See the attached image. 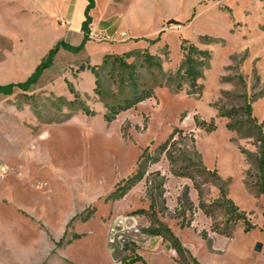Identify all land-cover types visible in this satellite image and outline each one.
Segmentation results:
<instances>
[{
  "label": "rangeland",
  "instance_id": "rangeland-1",
  "mask_svg": "<svg viewBox=\"0 0 264 264\" xmlns=\"http://www.w3.org/2000/svg\"><path fill=\"white\" fill-rule=\"evenodd\" d=\"M68 2L0 0L1 86L25 83L34 74L41 53L64 23L70 27L62 15ZM97 6V35L115 40H89L85 52L64 51L71 56L57 58L29 91L0 94V264H129L137 257L178 264L167 242L145 233L150 218L138 212L149 210L152 196L158 218L196 249L202 264H255L256 257L264 264L260 145L243 111L250 104L264 129V0H98ZM183 39L212 55L197 94L166 83L181 64ZM137 49L126 61L139 66L141 85L153 87L155 96L107 121L106 105L124 103L129 90L103 65L104 57ZM144 50L161 60V72L141 67ZM89 66L99 74L100 94ZM219 109H237L239 116L219 117ZM195 117L214 121L218 130L198 129ZM175 129L183 134L170 152L178 166L194 162L189 173L202 187L203 201L213 203L219 190L201 163L228 182L229 197L256 226L250 233L239 222L231 225L233 238L215 234L208 242L195 229L181 228L198 214L196 227L205 232L210 219L199 209L194 183L174 177L166 154L159 153ZM145 150L160 162L148 163L144 180L123 199L107 200L135 173ZM226 219L220 209L211 221L224 230Z\"/></svg>",
  "mask_w": 264,
  "mask_h": 264
},
{
  "label": "trees",
  "instance_id": "trees-1",
  "mask_svg": "<svg viewBox=\"0 0 264 264\" xmlns=\"http://www.w3.org/2000/svg\"><path fill=\"white\" fill-rule=\"evenodd\" d=\"M89 4L85 11V21L82 26V30L87 35L89 33V27L92 24V18L90 16V11L95 7V0H88ZM169 23H177L170 21ZM89 41L87 36L81 46L77 48L69 47L64 44V42H59L55 45L48 54L41 60L40 64L36 68L34 74L28 79L27 82L21 84H9L6 86L0 85V94L11 96L14 94V89L18 88L22 91H29L33 85L37 83L39 78L43 75L45 70L52 67L54 58L57 56L61 49L66 51L78 53L82 51L85 44ZM180 51L182 54V61L178 67L175 76H169L167 78V85L173 87L175 82L176 90L182 91L183 86L187 85L190 87V94H197L201 87L199 81L203 78V72L207 67V63L211 60L212 55L209 51H204L198 48L196 45L192 44L189 40L183 39L180 45ZM134 57V53H127L123 55H106L103 60L104 66H111L112 69L116 71V80L120 82L121 85L125 86L129 90V96L124 100V103H118L113 105H106L108 114L105 115L107 121L115 120L116 116L123 111L137 107L140 103L147 101L155 96L154 88L151 86L143 87L141 85L142 75L139 71V66L137 64H130L126 61L128 58ZM142 63L141 67L147 68L150 72L156 73L161 72L162 64L159 58L151 55L148 50H144L140 54ZM81 70L85 69L84 66L80 67ZM89 70L96 76V92L100 94L101 81L97 69L89 66ZM68 83V82H67ZM68 88L70 92L75 96V103L79 101L78 95L75 92L71 84L68 83ZM79 106L82 107L84 112L91 113L89 108L83 103L79 102ZM246 113L249 123L257 130V140L259 142V156L257 158V169H258V182L259 192L264 195V129L259 124L258 120L253 116L252 106L248 104L244 110ZM239 116V111L237 109L224 110L219 109V117L227 118L229 120H234ZM195 125L198 129L205 131L206 133H213L218 130V126L214 121L207 122L198 117H195ZM233 124L227 125L228 130L234 129ZM183 130L175 129L170 135L169 139L159 147L160 155L166 154L167 159L171 165V173L176 178L189 179L194 183V188L198 192L199 196V209L204 213V215L209 219H214V214L216 210H224L226 219V228L221 230L216 224L212 223L211 231L220 236L226 238H233V233L231 231V225H236L239 222L244 223V232L246 234L250 233L256 226L252 225L248 220L245 212H242L240 208L235 204V202L229 197L227 187L228 182L222 179L217 172H209L205 166L201 163L204 171L211 176L217 183L219 190V197L210 205L203 201L204 191L202 187L197 183L196 179L189 173V170L194 166L192 160L186 166H178L180 159L177 158L170 152L169 145L173 142L176 135H182ZM160 157L151 158L148 155V151L145 150L139 160V165L137 170L129 178L123 180L119 183L116 189L108 196L109 201H119L123 199L130 191H132L139 183H141L149 168V165H155L160 162ZM149 163V165H148ZM163 197V192L159 194ZM185 196L187 197V204L189 205L188 211L194 210L193 204L191 203L189 197V191H185ZM156 199L154 196L151 197V205L149 210H141L138 213L143 216H148L150 218L151 227L145 231V233L151 237L162 238L163 241L167 242L170 250L174 251L179 257V264H190L187 257V250L182 245L179 238L175 235L173 230L162 222L154 209ZM180 204V201H179ZM186 212L183 211V218ZM193 220H189L186 224H181V228L191 227ZM203 239H207V234L205 232L201 233ZM128 249V247H127ZM141 262V264H147L141 257H137L135 260L129 262V264H135ZM196 263V261H194ZM125 264V263H124ZM127 264V263H126Z\"/></svg>",
  "mask_w": 264,
  "mask_h": 264
},
{
  "label": "crops",
  "instance_id": "crops-1",
  "mask_svg": "<svg viewBox=\"0 0 264 264\" xmlns=\"http://www.w3.org/2000/svg\"><path fill=\"white\" fill-rule=\"evenodd\" d=\"M112 2H113V0H112ZM97 3H98V0H95V7H94V9H92L90 11V16L92 18V24L89 27V31L92 30V31L96 32V29H97L98 23H96L95 20H94L95 12H96V9L98 8ZM88 4H89L88 0H69L68 4H66L65 9L63 10L62 15L65 18V20L67 21L68 26H70V27H66V24L64 23V27H62V28H64V31H62V33L58 35L59 38L55 41V43L64 42V44L66 46L73 47V48H77V47L82 45V43H83V41L85 39V33L82 30V26H83V23H84V21L86 19L85 18V11H86V8H87ZM121 33H126V32L122 31ZM131 39L132 40H136L137 41L136 43H140L141 41L144 40V39H142L141 41H139L138 39H141V38H136V37H132ZM131 39L129 41H132ZM55 43H53V45H51V46H48L45 49L44 53H41V55H40V57H39V59L37 61L38 62L37 65L48 54L49 50L54 46ZM88 43H89V41L86 43L84 50L81 51V52H85L87 50ZM139 50H141V49L133 50V51H130V52H126L125 51V52H122L120 54L114 53V55H123V54H126V53H131V52H135V51H139ZM64 51H66V50L61 49L59 51L57 56L54 58V62L56 61L57 58H59L63 54H65V55H63V57L71 56L70 54H67ZM127 51H128V49H127ZM67 52H70V51H67ZM107 54L110 55L111 53H107ZM198 216L199 215L197 214L195 219H193L191 227L184 228V229H195L196 233H198V235L201 236V233L203 231L198 230L197 227H196V223H197L196 220H197ZM211 225H212V221L210 219L209 220V224L207 225V229L205 230V233H207V239H204L205 241H208V242H212V237H213V235L216 234V233H213L211 231ZM180 241H181L182 245L184 246V248L188 252L187 257L189 259L190 264H202V262L200 260V257L197 256L196 249H194L192 247V245L189 244L187 241H183L181 239H180ZM257 244H261V243H257ZM255 247H254V250H255ZM262 250H263V245H262ZM262 250H261V252H262ZM171 252H173V251L171 250ZM258 253H260V252H258ZM174 259H176V258L174 257ZM254 259H255V264H261V262H260L261 258H257L256 257ZM194 261H196V263H194Z\"/></svg>",
  "mask_w": 264,
  "mask_h": 264
},
{
  "label": "built area",
  "instance_id": "built-area-1",
  "mask_svg": "<svg viewBox=\"0 0 264 264\" xmlns=\"http://www.w3.org/2000/svg\"><path fill=\"white\" fill-rule=\"evenodd\" d=\"M121 35L124 37L126 33H121ZM87 38L91 41H98V42H110L115 39H111L109 36L103 34V35H97L95 31L90 30L87 34ZM114 231V230H113Z\"/></svg>",
  "mask_w": 264,
  "mask_h": 264
},
{
  "label": "water",
  "instance_id": "water-1",
  "mask_svg": "<svg viewBox=\"0 0 264 264\" xmlns=\"http://www.w3.org/2000/svg\"><path fill=\"white\" fill-rule=\"evenodd\" d=\"M262 250V245L261 244H257L256 247H255V251L256 252H261ZM118 264H121V263H118Z\"/></svg>",
  "mask_w": 264,
  "mask_h": 264
}]
</instances>
